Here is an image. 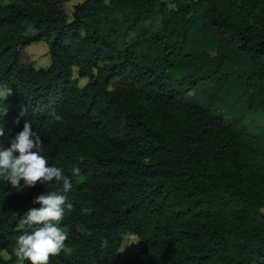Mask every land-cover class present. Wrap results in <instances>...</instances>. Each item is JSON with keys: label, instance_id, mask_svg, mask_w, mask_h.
I'll list each match as a JSON object with an SVG mask.
<instances>
[{"label": "trees", "instance_id": "1", "mask_svg": "<svg viewBox=\"0 0 264 264\" xmlns=\"http://www.w3.org/2000/svg\"><path fill=\"white\" fill-rule=\"evenodd\" d=\"M64 1L0 0V147L29 120L72 184L49 264H264V0H79L69 16ZM195 20L211 49L184 50ZM48 192L65 194L0 178V264H30L13 253L17 223ZM126 232L136 249L122 254Z\"/></svg>", "mask_w": 264, "mask_h": 264}, {"label": "clouds", "instance_id": "2", "mask_svg": "<svg viewBox=\"0 0 264 264\" xmlns=\"http://www.w3.org/2000/svg\"><path fill=\"white\" fill-rule=\"evenodd\" d=\"M52 119L63 121L59 114H53ZM5 129L6 124L0 126V137L5 136ZM42 144L40 135L33 130L30 121L25 120L23 129L15 134L8 146L0 147V178L13 189L20 192L55 181L62 184L65 193L48 192L36 196L32 203L40 207L29 208L17 223V230L23 231L16 238L13 253L19 261H29L30 264H49L52 257L60 255L68 238L60 223L66 213L73 211V204L66 196L72 188L71 180L62 168L49 165L48 159L41 155ZM71 173L73 176L79 175V167H73Z\"/></svg>", "mask_w": 264, "mask_h": 264}, {"label": "rangeland", "instance_id": "3", "mask_svg": "<svg viewBox=\"0 0 264 264\" xmlns=\"http://www.w3.org/2000/svg\"><path fill=\"white\" fill-rule=\"evenodd\" d=\"M77 1L79 0H65L64 2L61 3V9L69 16L72 4H74ZM164 1L167 4V6H171L172 3L170 2V0H164ZM199 11H200V6H196L195 13H194L195 16L197 15ZM157 20L158 18L154 19V24L156 23ZM197 25H198V21L195 20L193 22V25L188 29L186 33L187 41L184 46V50H191L194 47H202V48L211 49V42L206 38V36L199 34L193 29ZM24 51L26 52L27 55H29V57L32 60V64L35 67L45 66L49 61L47 47H46L45 42L43 41H33V42L28 43L27 45L24 46ZM73 75H75V71H73ZM84 81H85L84 77L78 78L79 85H82ZM234 84L235 83L232 79L228 80L224 90L222 91V96L226 99L228 103L232 102V96H231L232 90L231 89L234 86ZM218 105L220 109H224L228 107L222 101L218 102ZM225 115L240 116L244 122H249L248 120L249 114L247 113V111L245 112L241 111L239 108L235 106L231 107L229 111L226 112ZM254 120L257 123V125L259 124L264 127V115L262 112H260L259 114H256L254 116ZM254 145L264 152V142H256L254 143ZM261 212L264 213V209H261ZM135 249H136L135 235L129 232L124 233L121 237L118 251L124 254L126 252L134 251ZM88 264H92V263H88Z\"/></svg>", "mask_w": 264, "mask_h": 264}]
</instances>
